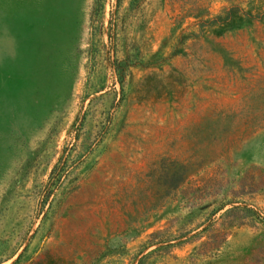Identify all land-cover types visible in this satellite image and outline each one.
Instances as JSON below:
<instances>
[{"label":"rangeland","instance_id":"374dc122","mask_svg":"<svg viewBox=\"0 0 264 264\" xmlns=\"http://www.w3.org/2000/svg\"><path fill=\"white\" fill-rule=\"evenodd\" d=\"M0 264H264V0H0Z\"/></svg>","mask_w":264,"mask_h":264},{"label":"trees","instance_id":"16d2710c","mask_svg":"<svg viewBox=\"0 0 264 264\" xmlns=\"http://www.w3.org/2000/svg\"><path fill=\"white\" fill-rule=\"evenodd\" d=\"M254 18L250 11H244L237 6H232L224 12L223 16H217L214 19H206L203 23L213 26L216 33L222 34L227 30L236 28L244 23L251 22Z\"/></svg>","mask_w":264,"mask_h":264}]
</instances>
